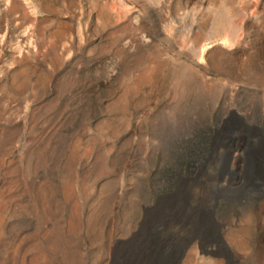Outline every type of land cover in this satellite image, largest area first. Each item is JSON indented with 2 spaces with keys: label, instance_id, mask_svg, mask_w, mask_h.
<instances>
[{
  "label": "rangeland",
  "instance_id": "374dc122",
  "mask_svg": "<svg viewBox=\"0 0 264 264\" xmlns=\"http://www.w3.org/2000/svg\"><path fill=\"white\" fill-rule=\"evenodd\" d=\"M246 143L264 152V0H0V264H170ZM261 183L217 202L233 264H264Z\"/></svg>",
  "mask_w": 264,
  "mask_h": 264
},
{
  "label": "water",
  "instance_id": "95a60500",
  "mask_svg": "<svg viewBox=\"0 0 264 264\" xmlns=\"http://www.w3.org/2000/svg\"><path fill=\"white\" fill-rule=\"evenodd\" d=\"M231 115L232 126L227 124L223 129V137L226 139L229 145L234 142L235 134L238 130L242 129L243 124L241 117L232 111ZM248 142V141H247ZM246 158L244 160V166L241 170L243 177V184L236 190L230 192L226 191L222 185L214 186L211 191V202L205 205L199 212V215L194 223H192L185 231L186 239L184 243H176L171 248L170 264H180L184 254L188 247L193 243H196L200 253L210 254L214 257H218V252L214 249H206L207 244L213 242L208 240L205 235H212L216 246L223 249L225 257L233 264L235 261L234 255L230 251L223 234L221 233V225L214 218V206L219 199L225 200H238L247 194H251L254 197H258L261 194L260 187L262 185L261 179H264V152L260 147H255L254 143L250 146L246 143L245 147ZM250 155H253L250 156ZM231 150L226 149L220 159L219 177H223L225 174L229 176L237 175L238 172L233 171L229 162L231 159ZM245 184H248L246 189H243Z\"/></svg>",
  "mask_w": 264,
  "mask_h": 264
},
{
  "label": "flooded vegetation",
  "instance_id": "af4514ba",
  "mask_svg": "<svg viewBox=\"0 0 264 264\" xmlns=\"http://www.w3.org/2000/svg\"><path fill=\"white\" fill-rule=\"evenodd\" d=\"M218 205H219V204L216 203V205L214 206V212L217 211ZM205 237H206L208 240H210V241L213 242L212 244H207V245H206L207 247H209V248H211V249H214V250L217 251L218 253H219L220 251H222L220 248H218V247L216 246V244H215V242H214V239L212 238V237H213L212 235H205Z\"/></svg>",
  "mask_w": 264,
  "mask_h": 264
},
{
  "label": "bare ground",
  "instance_id": "6f19581e",
  "mask_svg": "<svg viewBox=\"0 0 264 264\" xmlns=\"http://www.w3.org/2000/svg\"><path fill=\"white\" fill-rule=\"evenodd\" d=\"M250 156H252L253 157V155H250ZM246 157V156H245ZM242 169H240V171H241ZM204 190V189H203ZM200 193V192H199ZM187 229V228H186ZM182 241H184V240H182Z\"/></svg>",
  "mask_w": 264,
  "mask_h": 264
}]
</instances>
